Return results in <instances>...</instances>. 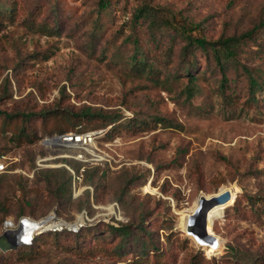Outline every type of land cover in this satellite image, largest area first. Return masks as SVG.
I'll use <instances>...</instances> for the list:
<instances>
[{
	"label": "rangeland",
	"instance_id": "1",
	"mask_svg": "<svg viewBox=\"0 0 264 264\" xmlns=\"http://www.w3.org/2000/svg\"><path fill=\"white\" fill-rule=\"evenodd\" d=\"M101 1L0 0V153L18 168L0 175V234L23 239L0 264H264V0ZM233 35L220 63L189 43ZM76 125L106 129L97 157L44 142ZM223 185L211 246L188 209ZM52 215L75 232L24 245L43 229L24 219Z\"/></svg>",
	"mask_w": 264,
	"mask_h": 264
},
{
	"label": "trees",
	"instance_id": "2",
	"mask_svg": "<svg viewBox=\"0 0 264 264\" xmlns=\"http://www.w3.org/2000/svg\"><path fill=\"white\" fill-rule=\"evenodd\" d=\"M109 2H110V0H102L101 6L105 8L108 6ZM153 12H154V8L151 6H149V7L144 6V7L137 9V13L140 15H143V14L149 15V14H152ZM246 34L247 33H245L244 35H246ZM241 41H242V37L239 35L228 36V37L222 38L221 40L219 39L217 41H210L204 37L198 36V37L190 38L189 43L191 45H194V43H197L200 47H202L204 49H208L210 46L213 50V53H214V56H215L217 62L220 63V62H222L223 58L230 59V58H234L237 55L238 47L240 46ZM190 74H191V78L194 79L195 76L193 75V73H190ZM223 78H227V75L225 72L223 73ZM249 80H250L251 85H255V84L259 83L258 78L252 74H250ZM83 114L84 115L90 114V107H87L86 109H84ZM118 116L119 115H117L115 117H118ZM116 119H118V118H116ZM76 129L77 130H87L88 128L86 129V128H83L79 125H76L74 128L56 131L54 133H63V132L69 131V130H76ZM37 137H38V135H34V136L30 135V132L26 128L20 129L18 136H17V138L19 139V143H21L22 141L34 142L37 139ZM3 152H5V151H3ZM3 152H1V153H3ZM6 172H13V171H6ZM6 172H3V173H6ZM3 173H0V175ZM118 229L122 230V233H124V234L128 232V227L125 225H120ZM66 231L67 232L68 231L69 232H75L73 229L68 228V227H65L63 230H57V231L46 230V231H43L39 234H36L32 238L30 243L24 244V245H26V246L33 245L43 235L62 233V232H66ZM76 232H78V231H76Z\"/></svg>",
	"mask_w": 264,
	"mask_h": 264
},
{
	"label": "bare ground",
	"instance_id": "3",
	"mask_svg": "<svg viewBox=\"0 0 264 264\" xmlns=\"http://www.w3.org/2000/svg\"><path fill=\"white\" fill-rule=\"evenodd\" d=\"M49 139H56V141H60L66 145H71V146H79V143H75L74 141H70V138L67 137L65 140L64 138H58V137H53V138H49ZM48 140V139H46ZM44 140V142L46 141ZM95 144V141L93 143H91L90 145L87 146V150L91 153H93L96 157L98 156V154L95 152L94 149H92V145ZM227 189H230L232 191V196H233V187L230 186V185H223L220 187V189L215 193H219L221 191H224V190H227ZM210 195L212 194H206L207 197H209ZM232 198V197H231ZM227 202V201H226ZM226 202L224 203H217V204H209V205H204L203 203L200 202V200H196V202L194 203V205H192V207H190L188 210L193 212V216L191 217V220H190V228L192 229L193 226H200L202 223V221L204 220L205 221V231L207 232V234L211 237V238H205L203 240H206L205 242L206 243H210L211 246L214 245L216 243V239H215V236L213 237V233H211V231L209 230V223L213 222L215 219H217L218 217L222 216V214L224 213V210H225V205H226ZM108 208L110 209V212H114L115 209L113 206H108ZM53 218V215L50 216L49 218L45 219L44 221H32V220H27V219H24L23 223L21 224V226L18 228V230H16L17 232H27V229L24 227L26 224L27 225H30V226H38L39 224L41 225V227L44 229V228H47V227H50V226H67L68 228H73V227H77L79 222H73V223H68L66 221H56V222H52V223H49V221H51ZM83 218L81 217L80 218V221H82ZM9 225L10 226H13V221L12 220H9ZM43 223V225H42ZM194 223H196L194 225ZM50 225V226H49ZM39 227V228H41ZM10 231L12 232V237L14 238V240L16 242L18 241H22L23 239L21 237H19L17 235V233H15V231L13 229H10ZM23 232V233H25ZM191 233L195 234L194 236L196 238H198L196 236V233H194L192 230H190ZM29 234V233H28ZM32 235V234H31ZM210 240V241H208Z\"/></svg>",
	"mask_w": 264,
	"mask_h": 264
},
{
	"label": "built area",
	"instance_id": "4",
	"mask_svg": "<svg viewBox=\"0 0 264 264\" xmlns=\"http://www.w3.org/2000/svg\"><path fill=\"white\" fill-rule=\"evenodd\" d=\"M106 132L105 128H96V129H87V130H69L63 133H54V134H47L44 137V140L49 139V138H53V137H58V138H64V140L69 137L70 141H74L75 143H79V146H71V145H66L60 141V145H64L67 146L69 148H74V153H75V157L81 161H85L89 158V155L93 153L89 152L86 148L88 145H90L91 143H93L94 141H96L100 136L104 135ZM56 143V142H55ZM54 144V143H51ZM48 144V145H51ZM95 156V155H94ZM46 161V158L39 155L38 159H37V166L36 169H39L40 167H42L44 165V162ZM68 168L72 171L73 173V178H74V189L76 188V183L77 180L76 179H80V175L79 173L75 170L72 169L69 165H67ZM84 169V167L82 168V170ZM6 171H18V168L13 166V161L12 159H10L7 155V153L3 152L0 153V173L6 172ZM50 226V225H49ZM67 226H50L47 228H44L40 231L36 230L34 231V233L32 234V236L29 238L31 241L32 238L36 235L39 234L43 231L46 230H52V231H57V230H62Z\"/></svg>",
	"mask_w": 264,
	"mask_h": 264
},
{
	"label": "water",
	"instance_id": "5",
	"mask_svg": "<svg viewBox=\"0 0 264 264\" xmlns=\"http://www.w3.org/2000/svg\"><path fill=\"white\" fill-rule=\"evenodd\" d=\"M232 197V191L230 189L221 191L217 194H212L209 197L205 195V193H201L199 195V200L204 205L209 204H217V203H224L228 201ZM200 226H193L192 230L194 233H196V236L202 241L205 238H211L207 232L205 231V221L203 220L202 223H200ZM78 229V228H77ZM20 241L16 242L14 238L12 237V232L10 229H5L3 233L0 234V248L2 250H8L12 248L18 247Z\"/></svg>",
	"mask_w": 264,
	"mask_h": 264
}]
</instances>
